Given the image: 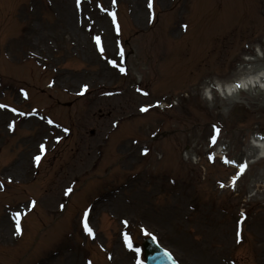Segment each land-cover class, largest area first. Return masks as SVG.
I'll list each match as a JSON object with an SVG mask.
<instances>
[{"label":"rangeland","instance_id":"374dc122","mask_svg":"<svg viewBox=\"0 0 264 264\" xmlns=\"http://www.w3.org/2000/svg\"><path fill=\"white\" fill-rule=\"evenodd\" d=\"M152 2L71 0L69 27L0 0V264H145V230L178 264H264V0Z\"/></svg>","mask_w":264,"mask_h":264},{"label":"bare ground","instance_id":"6f19581e","mask_svg":"<svg viewBox=\"0 0 264 264\" xmlns=\"http://www.w3.org/2000/svg\"><path fill=\"white\" fill-rule=\"evenodd\" d=\"M56 3V7L60 10V12H62V15L59 17V20L57 21V25L60 26L63 23H66L67 26L70 27L71 24V19H72V14H71V0H53ZM33 31V27L30 26L29 32H27L24 41L30 45L31 47H34L35 44L30 42V35L32 34ZM62 79L66 78V77H61ZM258 79H260V77H258ZM249 80L246 79H240L238 81H234L231 84H227V85H223V84H219L217 83L216 85L218 86V88L225 94L224 97H233L235 93L239 92L240 90H247L249 87L254 86V83H249ZM242 85V87H236V85ZM15 116V113L10 111V110H4L3 108H0V130L2 131V134L6 133L9 131L10 129V122H12L13 118ZM35 116L34 115H30L27 116L25 119L22 120V125L26 126V125H33L35 124ZM40 121V120H39ZM45 130V126L43 125V129L42 132ZM44 140V139H43ZM43 141H39V144H43ZM254 147L259 149L260 153L259 156L264 157V139H259L256 140L254 142ZM17 168L15 171L11 172L9 175L11 177H16L17 175ZM3 224L6 225L7 222L4 220ZM0 226L2 227V225L0 224ZM14 229V228H13ZM12 239V238H11ZM71 262V258H68V260H66V262L62 263V264H70ZM75 264V263H74Z\"/></svg>","mask_w":264,"mask_h":264},{"label":"snow or ice","instance_id":"6c2138e0","mask_svg":"<svg viewBox=\"0 0 264 264\" xmlns=\"http://www.w3.org/2000/svg\"><path fill=\"white\" fill-rule=\"evenodd\" d=\"M81 2H82V0H77V7H79V5L81 4ZM148 7H149V9H152V8H153V2H152V0H148ZM112 16H113V20H115V14H114V13L112 14ZM117 32H119V26H118V25H117ZM95 42H96L97 45H100V52H101V54H103V52H104V48H103V46H102L101 37H100V36H96V37H95ZM119 54H120V56L122 57V56H123V51L121 50ZM110 63L112 64V66H113L114 68H118V70H119L121 73H126V69H125L124 67H120V66L117 64L116 61L113 60V61H110ZM236 87L239 88V87H242V85H239V84H238V85H236ZM87 90H88V86H87V85H84V87H83V91H82L81 93H79V94L82 95V94H84V92H87ZM145 95H147V93H145ZM0 107H4V105H0ZM13 111H15V109H13ZM141 111H148V108H146V107H145V108H141ZM48 123L51 124L52 121L49 120ZM213 128H214V133H213V135L211 136V141H210V142H211L212 145H216L217 140H218V137H219V134H220V129L217 128L216 126H213ZM44 149H45V146L42 144V145L40 146V150H41V151H44ZM144 155H147V151L144 152ZM40 160H41V156H40V155L35 156V161L37 162V164H39ZM224 162H225V163H229V160L225 159ZM246 169H247V164H246V163L240 165L239 173H238L237 177H235V178L233 179V188H235V182H236V179H238L239 176H242V175L245 173ZM220 186H221L222 188L225 187V185H223V184H221ZM67 191H68V193H70V192L72 191V189L69 188ZM34 206H35V201H32V207H34ZM62 207H63V206H62ZM90 213H91V209H87V210H85V212L83 213L82 225H83V229H84V231H85L90 237H92L93 239H95V233H94L92 227H91L90 224H89V215H90ZM20 216H21L20 213H17V214H16V226H17V231H18V232H19V228H20ZM125 223H127V222H125ZM145 234H146V235H149L152 239L155 240V237L152 236L151 233H147L146 230H145ZM237 236H238L237 243H240L242 238H240V233H239V232L237 233ZM125 240H126V242H127L128 247H129L130 250H134V251H137V252L140 251L139 249H136V248L133 247V244H132V242H131V238L128 237L127 235L125 236ZM168 255L170 256L171 254L169 253ZM109 259H111L110 256H109ZM88 264H92V262L89 261ZM141 264H142V262H141Z\"/></svg>","mask_w":264,"mask_h":264},{"label":"water","instance_id":"95a60500","mask_svg":"<svg viewBox=\"0 0 264 264\" xmlns=\"http://www.w3.org/2000/svg\"><path fill=\"white\" fill-rule=\"evenodd\" d=\"M145 250L147 264H176L173 258L151 239L145 242Z\"/></svg>","mask_w":264,"mask_h":264}]
</instances>
